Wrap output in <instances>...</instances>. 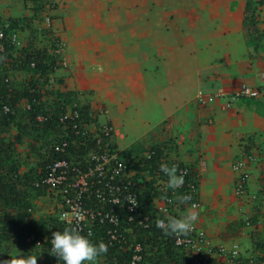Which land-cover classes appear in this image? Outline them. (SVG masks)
Returning <instances> with one entry per match:
<instances>
[{"label": "crops", "instance_id": "0c3cea01", "mask_svg": "<svg viewBox=\"0 0 264 264\" xmlns=\"http://www.w3.org/2000/svg\"><path fill=\"white\" fill-rule=\"evenodd\" d=\"M54 1V32L66 48V64L55 72L60 90L79 94L100 122L113 125L119 152L159 144L167 157L192 166L199 174L195 227L214 245L237 243L245 257L261 254L242 214L260 204L264 215V164H247L242 199L234 195L232 164L248 138L264 144V118L251 99L226 111L224 99L196 101L198 92L229 95L245 83L264 102V52L245 37L251 0ZM3 2L0 18L31 15L21 0Z\"/></svg>", "mask_w": 264, "mask_h": 264}, {"label": "trees", "instance_id": "16d2710c", "mask_svg": "<svg viewBox=\"0 0 264 264\" xmlns=\"http://www.w3.org/2000/svg\"><path fill=\"white\" fill-rule=\"evenodd\" d=\"M21 1L23 8L31 11V15L0 18V259L34 254L38 257L37 264H64L52 252L51 238L52 233L70 228L59 218L63 210L60 205L64 202V196L68 195L58 193L59 189L47 188L42 180L48 167L57 160H66L77 167L89 161V153L97 148L95 132L90 133V129L98 128L100 115L92 111L87 101H81L79 94L60 90L62 80L55 76V72L61 67V61L55 50L61 41L52 29L42 26V15L47 14L52 20L55 18V14L50 12L55 9L56 2ZM263 5L264 0H251L244 17L247 45L258 52H264V28L260 27L264 22ZM13 35L19 38L18 44L12 42ZM256 89L259 92L257 97L240 99H251L253 109L264 118V102L260 100V90ZM73 103L78 106V120L61 122L60 119ZM76 122L78 129L74 130ZM258 141L256 136L247 139L242 158L256 154L259 162L264 164V144ZM62 142L67 143L65 152L55 151L54 147ZM116 147L113 141L109 148L114 150ZM134 149L118 155L126 168L136 171L133 178L135 183L130 189L139 207L133 221L129 222L130 213L118 206L115 210L119 218L116 240H111L108 235L109 224L101 223L98 219L90 227L91 235L85 231L81 233L94 243L102 241L108 245V252L96 264H131L135 244L142 247L141 259L137 264H201L183 247L174 245L172 233H166L157 226L164 216L158 214L153 201L165 195L156 186V172L161 170V160L167 158L166 148L157 144L144 150L135 144ZM148 151L154 152L150 159L145 158ZM242 158L235 159L232 165L243 162ZM176 162L177 172L186 166L189 168L188 179L199 180V174L192 166ZM65 176L71 183L72 171L68 169ZM147 176L151 179L144 182ZM138 179L144 183L138 184ZM249 179L248 176L244 183L245 192ZM184 194V188L177 189L170 216L180 218L185 208L179 204V199ZM189 196L191 199L187 203L199 202L198 194ZM88 206L96 205L92 200ZM260 206L253 205V214H242L243 227L249 228L248 236L257 237L253 241L254 251L261 252L245 257L240 250L238 259L246 263L264 264V240H258L260 235H264V215L260 212ZM140 220L142 224H139ZM211 245L215 254L212 258L202 255L205 261L213 264L212 259L218 256L227 264L230 259L228 251L218 253L215 247H230Z\"/></svg>", "mask_w": 264, "mask_h": 264}, {"label": "built area", "instance_id": "2783aa9c", "mask_svg": "<svg viewBox=\"0 0 264 264\" xmlns=\"http://www.w3.org/2000/svg\"><path fill=\"white\" fill-rule=\"evenodd\" d=\"M42 17V26L54 31L53 20L50 19V16L44 14ZM5 27H7V25H5ZM1 38L2 32H0V39ZM12 42H16L18 44L19 38L16 35H13ZM0 50H2L1 46ZM55 53L59 55L61 66L64 67L66 62L64 58L63 43L60 42L59 48L55 50ZM258 95L259 92L256 88L242 83L229 95L224 93L222 90H216L210 95H204L203 93L198 92L196 95V101L199 105L204 106L214 101V99H224L225 102L221 106V109L226 111L229 110L233 103L240 98H253ZM77 107L78 106L75 103L68 107L60 121L62 122L67 119L78 120L79 113L76 109ZM94 128L95 127H93V130L90 129V133L95 132L97 148L95 151L89 153V161L83 166L77 167L72 166L66 160H57L48 167L47 174L42 180V184L46 185L49 189H59V191H57L58 193H67L68 196H64V202L60 205L63 210L60 211L59 218L68 227L76 228L80 233L85 231L86 234L91 235L90 227L98 219L101 223L109 224L110 229L108 231V235L111 240H116V233L118 232L116 229H118L119 226V218L117 217L115 211L116 208L118 206H120V208L124 207L126 211L130 213L128 218L129 222L133 221V216L138 212L139 204L137 198L130 189L135 183L133 178L136 171L126 168L122 164V162L118 159L120 152L117 148L114 150L109 148L116 136V131L113 125L109 121L105 120L99 123L98 128ZM73 129H78L77 122L73 125ZM84 131H87V129ZM66 147L67 143L62 142L54 148L55 151L63 153L65 152ZM153 154V151H148L145 153V158L150 159ZM259 160V157L254 154L247 156L246 159H243V162H236L232 165V170L237 174V181L234 185V195L236 198L242 199L246 197L244 183L249 176L246 171V165L258 163ZM161 161L162 164L170 165L168 166L169 168L173 165L177 166V162L169 157L162 159ZM68 169L72 171L73 175L71 183H68L65 176ZM187 173H189V168L186 166L176 173L177 175H183L184 177V183L179 188H184V196H195L198 194L197 185L199 180H189L186 176ZM150 179L151 177L147 176L144 182ZM168 180L169 177L164 172L161 170L156 172V186L158 187V191L165 196L154 198L153 202L157 207L158 214H162L164 216L162 219H167V217L170 216L171 204H173L175 199L174 196L176 195L177 189H179L169 188ZM144 182L142 179H138L137 183L143 184ZM36 186L39 185L36 184ZM67 187L70 188L69 191H67ZM169 190H171L170 193ZM92 200L96 205L94 207L88 206ZM179 204L183 205L185 208V210L181 212L180 217L187 213L192 204L198 205L195 211L200 207L199 202L196 200L191 203H182L180 201ZM179 204L175 206L176 210L179 207ZM144 220L147 219L144 218ZM142 223L143 221L140 220L139 224ZM173 242L175 246L183 247L186 251L190 252L191 255L195 257L197 263L201 262V264H208L202 255L206 254L209 258H212L215 254L208 237H206L203 232L196 231L194 224L187 234H173ZM215 248L218 253L228 251V257L230 259L227 260V264H251V262L246 263L238 259L240 255V247L237 243H233L229 249H224L223 246ZM141 250L142 247L140 244H135L133 246L131 264H137V262L140 261ZM54 264L59 263L56 262Z\"/></svg>", "mask_w": 264, "mask_h": 264}, {"label": "clouds", "instance_id": "9594fccd", "mask_svg": "<svg viewBox=\"0 0 264 264\" xmlns=\"http://www.w3.org/2000/svg\"><path fill=\"white\" fill-rule=\"evenodd\" d=\"M161 171L168 175V187L171 189L179 188L184 183L183 175H177V166L171 168L167 164L161 165ZM190 196L180 198L181 202L190 200ZM198 207L192 204L187 213L180 217L169 216L161 219L157 226L166 233L187 234L195 221L198 219ZM52 252L64 264H96L97 260L108 252V245L104 242L94 243L88 236L81 234L76 228H65L63 231L52 233L51 238ZM36 255H18L10 259H0V264H37Z\"/></svg>", "mask_w": 264, "mask_h": 264}, {"label": "rangeland", "instance_id": "374dc122", "mask_svg": "<svg viewBox=\"0 0 264 264\" xmlns=\"http://www.w3.org/2000/svg\"><path fill=\"white\" fill-rule=\"evenodd\" d=\"M3 1H5V2H10V1H12V0H0V3L2 4ZM5 2H3V3H5ZM21 8H23V6H21ZM262 10L264 11V5L261 6V11H262ZM52 12H53V11H51L50 14H53ZM6 13H8V12H6ZM20 15H22V13H21V14H16V15L14 14L13 16L15 17V16H20ZM260 27H261V28H264V22L260 24ZM54 33H55V32H54ZM64 49H65V51H66L65 45H64ZM100 118L103 119L102 116H100ZM120 131L123 132V129H121ZM260 240H264V237H261Z\"/></svg>", "mask_w": 264, "mask_h": 264}]
</instances>
